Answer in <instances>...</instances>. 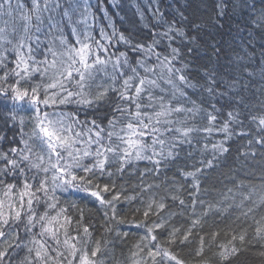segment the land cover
I'll return each mask as SVG.
<instances>
[{
	"label": "snow or ice",
	"instance_id": "6c2138e0",
	"mask_svg": "<svg viewBox=\"0 0 264 264\" xmlns=\"http://www.w3.org/2000/svg\"><path fill=\"white\" fill-rule=\"evenodd\" d=\"M192 7L193 0H158L152 27L162 31H153L148 43L133 42L114 24L108 25L110 34L101 29L99 39L73 28L69 40L52 21L59 0H0V97L12 103L4 122L15 127L17 109L30 112L32 121L25 133L19 120V140L0 135V245H6L0 248V264L17 249L25 252L19 264H104L100 257L108 241H93L85 223L88 205L102 210V226L116 239L142 233L132 255L143 253L147 259L132 264H185L171 246L187 247L213 211L231 216L239 210L256 225L254 235L240 229L232 236L239 244L213 252L215 264H241L244 246L264 241V175L259 190L231 179L232 187L225 185L222 199L210 202L208 211L199 195L200 177L230 153L233 136L248 138L245 161L256 158L253 145L264 150V43L259 61L251 46L254 34L264 41V0L259 12L255 0H212L208 15L190 13ZM238 14L248 19L230 23ZM64 19L72 23L67 9L61 23ZM226 26L239 41L234 56L216 40ZM113 41L127 50L110 51ZM202 48L215 59L210 56L193 72ZM253 100L259 105L255 115ZM252 124L258 139L245 131ZM214 131L223 139L212 143L211 158L205 155L194 171L178 170L182 180H168V166L184 146ZM142 161L151 167L140 171ZM161 175L165 180L155 183ZM125 179L138 181L132 194L117 184ZM189 180L196 195L186 203L181 196ZM200 241L191 255L196 264H210L211 246L205 251L203 237ZM258 255L264 257V251Z\"/></svg>",
	"mask_w": 264,
	"mask_h": 264
},
{
	"label": "trees",
	"instance_id": "16d2710c",
	"mask_svg": "<svg viewBox=\"0 0 264 264\" xmlns=\"http://www.w3.org/2000/svg\"><path fill=\"white\" fill-rule=\"evenodd\" d=\"M15 3V0H13ZM30 3V0H27ZM55 0H49V3H54ZM61 4L60 9L53 8L51 12L52 21L54 24L59 25L63 28L64 35L67 39L72 40V29L76 28L77 32H85L88 35L95 36L99 39V32L101 29H104L107 33L112 32V28L108 27L109 24H114L115 29L118 33L123 32L126 36H130L133 42L140 41L148 43L151 42L153 31H162V29H155L152 27L156 23L153 17V10L158 6V0H59ZM185 0H181V3H184ZM256 2V12H259L261 7V0H255ZM165 3H171V0H165ZM249 3H252V0H249ZM212 0H193V7L189 10L195 12L196 15H208L211 13ZM69 10V14L72 17V23H68L67 19L62 21V12L64 10ZM163 10V9H162ZM247 10H245L246 12ZM49 15L48 13L45 14ZM247 15L241 17L239 14L233 17V22L242 23L243 20H247ZM3 23V20L0 19V24ZM48 24L45 23L43 28L46 30ZM55 35V30L53 31ZM247 35V33H245ZM43 39V37H42ZM51 39V37L49 38ZM216 40L222 41L225 47V51L230 55L234 56L232 49L237 47L239 41L233 40V36L228 34L227 26L222 30V33L216 35ZM107 43V41H104ZM264 41L261 40L259 34H254L252 40V47L255 49V60L259 61L261 59V45ZM119 48L120 51H126L127 49L123 44L117 45L113 41V45L110 48V51L115 52ZM133 53L129 52V58L133 57ZM212 57L214 60L215 57L212 56L210 49H201L199 52L198 60L193 62L192 71L200 70L201 66L208 64L209 57ZM155 58L153 57V60ZM189 60L192 61L193 58L189 57ZM257 80H259V75L257 74ZM256 87H259L257 84ZM246 95H250L246 93ZM257 95H259L257 93ZM253 105V114H257L259 105L256 104L255 100L252 102ZM26 107V105L24 106ZM12 109L11 101H4L0 97V135H7L8 139L11 140L13 136L17 140L20 139L19 130L21 125L19 120L23 118L24 125L23 131L25 133L31 132L32 121L30 119L31 113L24 111L22 109H17V123L13 127L11 123L7 126L5 125V118L7 113ZM51 111V109H49ZM200 119L197 118L196 125L200 126ZM249 122H246V124ZM245 131H251V136L253 138H259V129L255 124L251 125V128H245ZM223 139V135L218 132H213L211 135L203 134L197 136L193 139L192 144L185 145L184 150L180 152L179 157L168 166L166 172V177L168 180L176 179L177 181L182 180V177L178 175V170H187L194 171L195 168L200 167V161L205 158H211V146L212 143H217ZM199 140V143L196 141ZM230 153L225 154L221 157L215 164V167L208 169L205 172L204 176L200 177L201 191L199 193L200 198L204 201V211H208V204L215 199H222L219 196L221 191H226L225 185L228 188L232 187V184L229 182L231 179H235L237 185L243 182L244 185L259 190L261 188V181L259 177L264 175V172L261 171L264 168V155L262 152L264 150L260 149L259 146L253 145L251 151L256 152V158H248L247 161L243 158L242 154L248 149V138L245 137L241 139L237 136H233L231 141ZM204 145L208 146L207 153L204 151ZM4 147H7L4 144ZM151 167L147 162H139L137 167L140 171H143L145 166ZM165 180V175H161L160 178L155 183L159 184L161 181ZM149 182H153L149 178ZM138 183L137 180L133 179L132 181L117 180V184L125 186L129 194L131 193V188ZM177 189H180V184L175 185ZM186 190L183 191L181 198L185 199L186 203L188 202L189 195L193 197L196 195L192 192V182H189L184 186ZM234 194L238 198L240 196L239 192L233 190ZM0 198H3L0 195ZM236 203H239V199L236 200ZM139 206V205H137ZM98 207V206H97ZM219 207V205L214 204V209ZM86 210V221L85 223L91 226L93 241H108L106 248L102 247V251L106 254L100 257L103 260L104 264H132L133 260L147 259L146 255L143 253L133 256V252H137L135 247L140 243L139 235L140 234H131L127 238L116 239V234L108 233L105 231L103 225V212L97 211L92 205L87 206ZM245 211L247 209H244ZM7 211V208H5ZM125 213H128V209L125 206ZM200 208H197V214H199ZM128 218L131 219V215H128ZM259 219V217H257ZM251 226V227H249ZM255 223L251 218L247 220L241 216L240 211L236 210L232 212L231 216L226 212H221L219 215L209 212L206 222L203 224V230L198 227L195 233L189 237L188 246L183 245H173L170 250H174L173 254L177 255L178 258L184 260L185 264H196L198 258L191 255L193 249L200 246L201 241L200 237H203L205 244V251H208L209 246H211V252L208 253V258L210 264H215V258L212 256L213 252L220 250V246L224 245L227 248L233 246V244H239V241H232V236L238 234L240 229H245L248 232L249 236L254 235ZM75 227V225H73ZM180 227V225H177ZM127 231L125 227L123 229ZM211 233H219L217 236H212ZM75 235V232H73ZM163 239V238H162ZM254 247H248L245 245L244 254L240 256L241 264H264V257L258 255L260 251H264V248H261L260 245L264 244V241H251ZM92 246H95L94 243ZM6 247V245H0V248ZM25 252H21L18 249L9 253V255L4 259L3 264H19L20 260L23 259Z\"/></svg>",
	"mask_w": 264,
	"mask_h": 264
}]
</instances>
